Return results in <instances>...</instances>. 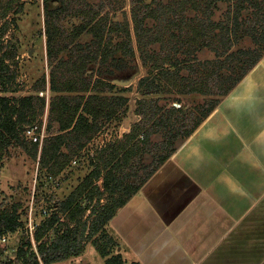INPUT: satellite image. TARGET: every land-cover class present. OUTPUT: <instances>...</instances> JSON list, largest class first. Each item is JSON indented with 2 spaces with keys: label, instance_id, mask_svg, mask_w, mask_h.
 <instances>
[{
  "label": "trees",
  "instance_id": "16d2710c",
  "mask_svg": "<svg viewBox=\"0 0 264 264\" xmlns=\"http://www.w3.org/2000/svg\"><path fill=\"white\" fill-rule=\"evenodd\" d=\"M45 4L47 16L59 10L48 9ZM57 2L64 0H55ZM101 5L109 0H94ZM154 2V5H151ZM218 2H227L225 19L217 23L211 21L213 8ZM80 8L77 5H81ZM76 13L81 11L85 14L84 25L75 29V36L90 34L91 44L87 50H82L72 63H66L68 75L62 72V78L53 72L50 76L51 89L53 91L79 92L73 102L68 95H60L57 101L51 102V111L55 113L60 130H73L71 139L75 146L68 147L60 152L61 146L66 144L67 137L64 133L52 135L47 138L38 149V143H31L24 138L23 131L29 125L37 123L41 115L45 98L34 95H21L9 97L4 95L8 91H15L10 87L15 73L10 69L9 56H6L5 34L10 28L11 13L22 10L21 0H0V153L10 145H20L30 152L33 158H37L40 169L44 174H59L75 158L79 160L80 152L89 140L100 130L99 120L111 119L127 102V97L101 95L102 90H111L113 83L105 78L90 81L82 77L87 67L97 60L98 54L102 63L108 58L111 62L123 67L125 56H134V45L131 40V32L128 20L109 23L102 18L99 7L92 0H75ZM131 21L136 48L143 54V61L151 59L149 74L155 72L164 78L167 84L179 93H201L206 95L227 94L260 60L264 54V0H170L164 5L160 0H130ZM62 10V9H60ZM51 11V12H50ZM202 16H206L204 19ZM50 16V15H49ZM220 28L218 33L214 30ZM164 30L169 33L167 36ZM52 26H49L47 41L52 37ZM117 32L122 36L119 41L113 42L111 36ZM166 36V38H165ZM248 38L253 44L249 48L232 49V46ZM167 44L169 45H166ZM160 44L159 50H155L156 44ZM82 43L80 41L79 47ZM153 46L152 48H150ZM163 49H162V48ZM213 48L214 55L202 61L197 60L194 54L201 48ZM94 48V49H92ZM165 48V49H164ZM162 53H159V52ZM183 52L184 57H178V52ZM171 52L173 56L171 57ZM120 53L121 55H116ZM168 64V65H165ZM183 65L187 73H180L178 66ZM172 67L173 69H171ZM75 72V76L73 75ZM156 76L149 78L144 75L137 83V87L143 96L153 93L159 88L154 81ZM128 88V87H125ZM93 90L87 98L84 93ZM219 98L209 99L207 107L202 109L201 117H198L191 126L182 129L180 141L186 138L204 117L217 105ZM137 113L142 115V120L135 123L124 139L119 140L109 148L100 149L97 160L92 156L93 168L81 180L74 190L60 202L56 208L44 217L33 234L35 249L29 239L22 240V244L16 251L15 261L18 264H51L66 260L69 257L81 254L84 242L87 238L92 239L99 254L105 256L110 253L116 241L104 228L112 217L117 207L121 206L132 193L139 189L124 186L127 175L126 169L131 165V160L139 156L146 145L150 129H144L150 116L157 114L158 109L149 107V101L141 99ZM178 107L171 105L154 123L157 127L166 130L169 125H174ZM178 118V117H177ZM173 120V121H172ZM38 123H41L40 120ZM171 127L162 139L161 151L157 156V165L151 169L152 173L176 148L172 143ZM178 130V129H177ZM72 132V133H73ZM177 133V131L175 132ZM179 141V142H180ZM40 150V151H39ZM90 160V161H91ZM47 176V175H46ZM101 182V184H100ZM131 189V190H130ZM129 191L127 194L110 197L102 203L105 192ZM80 199V200H78ZM91 203V204H90ZM90 205V206H89ZM20 203L12 202L10 206L0 208V236L17 230L20 226L18 220V208ZM90 209H89V208ZM99 210H96V208ZM88 214L84 216L86 210ZM94 218L88 223V217ZM103 242L100 243L96 236L100 231ZM99 242V243H98ZM3 249L0 246V264ZM107 264H123L120 255H110ZM132 264H140L132 261Z\"/></svg>",
  "mask_w": 264,
  "mask_h": 264
},
{
  "label": "rangeland",
  "instance_id": "374dc122",
  "mask_svg": "<svg viewBox=\"0 0 264 264\" xmlns=\"http://www.w3.org/2000/svg\"><path fill=\"white\" fill-rule=\"evenodd\" d=\"M145 1L149 3L151 0ZM160 1L164 3V5H168V2H170V0ZM21 2L22 10L21 12L10 14L9 17L12 19L11 25L4 36L5 42L8 41L4 49L7 53L6 56L11 55L15 50V55L9 56L8 62L10 64V69L15 73V78L11 80L9 85L16 90L8 91L3 94L9 97L21 95L44 97V108L39 116L41 123L37 124L41 127H43V125L45 126L44 132L47 135V141L52 135L64 133L67 137V141L65 145L61 146L60 152L66 151L68 147L75 146V142L70 138L74 132L73 130L70 131V129L60 130L58 121L54 116L55 113H52L50 108L51 102L57 101L60 95H68L70 102H73L76 95H82V91L64 93L61 91H53L51 89L50 76L53 72L56 73L59 79L62 78V72L68 75L64 65L75 61V57H77L78 53H81L84 49L87 50L88 46L91 44L92 40L90 34L75 36V29H79L84 25L83 19L85 18V14L82 11L76 13L75 0H64L61 1V3L50 0L47 8L51 11L59 10L56 13H49L50 16H47L45 12L43 0H21ZM92 3L99 7L98 11L100 15L107 20L108 24L113 22L123 23L125 20H128L131 40L134 45V56H125V62L127 64L118 68L109 58L106 62L102 63L100 54H98L97 60L87 67L82 77L90 81L99 78H105L110 81L113 78H127L131 76L135 70H138L139 73L133 77L129 86H121L113 83V88L111 90L100 91L101 95H121L127 97L128 100L122 105L121 109L114 117L111 119L103 118L99 120L101 124L100 130L89 140L80 152L79 160L77 159L76 162H73V159H71L68 165L59 174L53 175V178L58 181L57 185L53 183L52 179L48 176L45 175L46 177H44V169H40L37 158H33L30 152L23 146L10 145L5 148L3 153H0V208L10 206L14 201L20 203L17 216L23 220H25L26 213L32 208L34 209L33 213L38 214V216H35L36 221L38 222L40 220V222H42L45 216L42 217V214L38 213L37 209L40 205L50 201L64 200L67 198L78 183H80L93 168L91 157L93 156L95 160H97V154L100 149H104L106 146L109 148L111 145H115L119 140L124 139L125 135L131 130V127L142 120V115L137 113V109L139 108L138 104L141 99L148 100L150 108L151 106L152 108L160 107L161 110L158 109L157 114L150 116L151 118L147 120V124L144 123V129H150L149 131L151 134L149 135L146 145L141 146L144 148L139 156L131 160V165L126 169L127 175L124 174L126 176L124 179V186H130L131 188H134L136 185L140 187L151 174V169L157 165V156L161 151L164 152L165 149H163L161 145L162 139L165 137L169 127H171L170 130L173 133L172 135H175L172 136V144H175L177 147L182 142L179 140L182 136V129L180 127L186 128L191 126L198 117H201L202 109L207 107L206 103L209 99L219 98L220 102L224 96L229 93L223 96L216 94L179 93L175 89H172L164 78H161L157 74L155 75V72L149 74L151 59L147 58L144 62L142 57L143 54L136 48L133 22L131 21L130 15V0H109V2L103 5L92 0ZM154 4V2H151V5ZM227 5V2H218L217 6L213 8L211 21L215 23L223 21L225 19ZM81 6L82 4L77 5L78 8ZM200 17L207 19L206 16L200 15ZM50 25L53 31L49 43L46 36ZM219 30L220 28L218 27L214 30V33H218ZM168 33L167 30H164L166 36ZM111 38L113 42H116L119 41L122 36L117 32V34H112ZM80 41L82 43L81 47L78 46ZM166 45L169 44L166 42ZM252 46L253 44L250 43L248 38H243L234 44L232 49H237L239 47L249 48ZM152 47L153 46L150 48ZM159 48L160 44L157 43L155 50L157 51ZM159 53L162 52L160 51ZM0 54H2V52H0ZM194 54L197 60L199 59L202 61L206 58L213 57L214 50L213 48L205 47L196 50ZM116 55L121 54L117 53ZM170 55L172 57L173 52H171ZM177 55L181 59L184 57L182 51L178 52ZM170 68L173 69L172 67ZM177 68L180 69V73H187L183 65ZM73 75L75 76V72ZM144 75H148L149 78L156 76L154 81L159 85L157 91L148 93L146 96H143L137 87L138 81ZM91 93H93V90L90 89L84 93L83 97L87 98ZM171 105H175L179 110L175 116L176 120H174V125H169L166 130L160 127L155 131L154 128L157 127V124L154 123ZM176 131L177 133H175ZM38 145V149H40L41 145L39 143ZM37 171L38 176L35 177ZM33 191L35 193L34 196ZM128 192L129 191H121V193L115 192L114 194H110L106 191L103 195L104 200H102V203L116 195L127 194ZM89 209L86 210L83 217L88 214ZM96 210H99V208L97 207ZM93 218L94 215H90L88 217V223H90ZM104 227V229L111 234L108 223H106ZM15 232L17 234H11L5 241H1L4 234L0 236V246L3 249L1 260L5 264H18L14 259L16 251L22 244V240L27 237L20 233L18 229L15 230ZM103 232V230L100 231L96 236V239H98L100 243L103 242ZM30 238L29 241L35 249L33 235ZM92 239H86L81 254L51 264H107V258L110 257V255L118 254L122 256L120 253L122 250L117 246L118 244L120 245V243H116V245L111 248L110 253L103 256L99 254ZM124 263L132 264V259Z\"/></svg>",
  "mask_w": 264,
  "mask_h": 264
},
{
  "label": "crops",
  "instance_id": "0c3cea01",
  "mask_svg": "<svg viewBox=\"0 0 264 264\" xmlns=\"http://www.w3.org/2000/svg\"><path fill=\"white\" fill-rule=\"evenodd\" d=\"M107 223L123 264H264V56Z\"/></svg>",
  "mask_w": 264,
  "mask_h": 264
},
{
  "label": "built area",
  "instance_id": "2783aa9c",
  "mask_svg": "<svg viewBox=\"0 0 264 264\" xmlns=\"http://www.w3.org/2000/svg\"><path fill=\"white\" fill-rule=\"evenodd\" d=\"M38 123V122H37ZM34 123L32 125H29L25 128V130L23 131V135L24 138L26 140H28L31 143H39L40 145L42 144L43 140L47 137L46 133L44 132L45 126L43 125V127H41L39 124ZM73 162H75V158L73 159ZM38 170V167H37ZM45 175H47L50 179H52L53 183H56V185L58 184V181L53 178V175L51 174H44V177H46ZM38 176V171L37 174L35 175V177ZM40 185V182H39ZM35 190V189H34ZM34 191H33V196H34ZM35 205V203H34ZM56 208V204L54 201H50L48 203H43L42 205H40V207L37 209L39 214H42V217L50 214V212H52L54 209ZM34 209H29V211L26 213L25 215V220H23L22 218H18V220L20 221V226L18 228V231H20V233L26 235V238H30L32 237V235L34 234V231L36 230L37 226L40 223V220L37 222L36 221V217L38 216L37 213H33ZM33 216V217H32ZM7 234H4V236L1 238V241H5V239H7ZM31 239V238H30Z\"/></svg>",
  "mask_w": 264,
  "mask_h": 264
},
{
  "label": "water",
  "instance_id": "95a60500",
  "mask_svg": "<svg viewBox=\"0 0 264 264\" xmlns=\"http://www.w3.org/2000/svg\"><path fill=\"white\" fill-rule=\"evenodd\" d=\"M138 73H139V71L135 70L131 76H129L127 78H113V79H111V82L118 84V85H121V86H129L133 77L135 75H137Z\"/></svg>",
  "mask_w": 264,
  "mask_h": 264
}]
</instances>
